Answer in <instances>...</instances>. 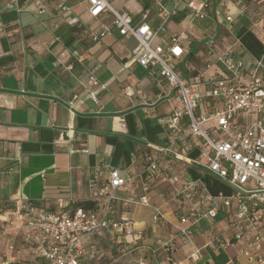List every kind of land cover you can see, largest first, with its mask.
<instances>
[{
	"label": "crops",
	"instance_id": "1",
	"mask_svg": "<svg viewBox=\"0 0 264 264\" xmlns=\"http://www.w3.org/2000/svg\"><path fill=\"white\" fill-rule=\"evenodd\" d=\"M9 1L0 0V204L9 199L16 205L17 200L26 199L57 209L58 198L69 203L86 200L91 195V173L97 171L104 180L112 168L134 176L126 188L117 189L118 196L137 197L147 187L150 198L163 204L161 195L166 188L151 179L143 167L155 152L151 147L167 143L164 121L175 102L158 98L168 89L162 77L132 61L135 39L113 31L92 41L88 27L95 28L100 19L88 16L86 0H17L18 10L7 7ZM108 1L135 21L149 9L148 22L156 26L157 2L170 0ZM218 15H230L232 20L217 23ZM74 16L83 24H68ZM180 31L187 32L188 41L177 64L183 63L186 69L194 67L199 53L205 56L209 37L219 49L230 47L233 59L249 64L264 52V0H212L204 19L193 18L183 6L169 21L165 37ZM192 43L197 52L188 60ZM90 74L98 80L97 85L90 84ZM90 92L95 100L89 97ZM147 98L157 100L149 105ZM178 145L184 156H197L198 147L188 131L181 134ZM168 163H173L182 177L200 174L211 190L220 186L197 167L174 160L172 154L162 155L159 165L163 168ZM163 206L170 215L173 201ZM146 208L150 209L147 216ZM117 210L116 217L126 215L136 222L140 237L133 239L113 230L94 232L83 240L87 251L84 264H137L140 259L164 264L168 255L160 258L158 249L163 247L157 240L169 239L159 233L167 227L151 224V207L118 205ZM11 211L0 213V220L13 219ZM149 228L156 232L154 238L147 237ZM13 234L25 248L13 254L12 243L1 245L0 263L38 264L35 247L42 235L36 230L34 241L29 243L20 234ZM171 237L172 243L176 237ZM193 238L197 244L204 242L198 234ZM178 240L183 257L191 245ZM152 242L158 246L152 247ZM216 253L219 261L225 258L224 253ZM232 253L231 248L225 251L228 259Z\"/></svg>",
	"mask_w": 264,
	"mask_h": 264
},
{
	"label": "built area",
	"instance_id": "2",
	"mask_svg": "<svg viewBox=\"0 0 264 264\" xmlns=\"http://www.w3.org/2000/svg\"><path fill=\"white\" fill-rule=\"evenodd\" d=\"M211 2L159 1V22L152 26L148 22L149 9L143 10L139 20L135 21L130 14L115 9L108 0H86L88 16L100 19L98 26L88 27L89 38L99 41L113 31L125 38H134L132 61L162 77L168 89H163L158 98H172L175 102L164 121L167 143L152 146L155 152L148 156L143 167L151 179L159 180L166 188L161 195L162 203L173 201L174 206L168 215L163 204H152L147 187L137 197L118 196L117 189L126 188L134 178L132 174L123 175L118 168H112L104 180L97 171L91 173L89 199L97 202L91 209H71L70 203L63 198L56 200V210L19 199L11 211L14 216L12 229L29 243L34 241L36 230L42 235V241L35 247L41 264H84L87 251L83 240L101 230L118 231L138 239L141 229L136 222L126 215L116 217L118 205L151 207L153 226L170 227L171 236L175 234L174 237L191 245L183 257L175 260L167 256L164 264H196L208 247L225 251L231 248L233 253L227 264H264L263 56L247 64L241 59H233L230 47L219 49L215 40L209 37L205 41L204 71L194 77H185L176 66L185 54L188 34L180 31L165 37L166 24L183 6L193 18L204 19ZM6 6L19 9L17 0H10ZM223 19L230 22L232 17L216 16L217 23H222ZM67 23L83 24L75 16ZM88 79L91 85L98 84L93 74ZM88 95L96 99L92 92ZM156 100L147 98L145 103L152 105ZM69 103L72 105L73 101ZM184 131H188L191 141L198 147L195 158L184 156L180 151L178 140ZM165 154L197 167L220 186L216 191L211 190L200 174L182 177L173 163L162 168L160 157ZM217 221L224 222L223 233L211 232ZM201 232L207 233V237L197 244L193 235ZM171 241L172 237L157 240L166 252ZM137 264L150 263L140 259Z\"/></svg>",
	"mask_w": 264,
	"mask_h": 264
},
{
	"label": "rangeland",
	"instance_id": "3",
	"mask_svg": "<svg viewBox=\"0 0 264 264\" xmlns=\"http://www.w3.org/2000/svg\"><path fill=\"white\" fill-rule=\"evenodd\" d=\"M159 22V21H158ZM169 24V22H168ZM168 24H166V28L168 27ZM192 36H189V39H191ZM205 56L202 55V53H199L198 57H197V61H194V67L191 68L189 67L188 69H186V74L188 76H195L196 74L204 71L205 69ZM248 64V63H247ZM177 69L178 70H182V65L181 63L177 64ZM201 110L204 111V107L201 106ZM224 189V187H223ZM151 203L152 204H156V202H154L152 200V197H151ZM13 206H15V202L13 200H6V201H3L1 204H0V209L2 210L1 213L4 212L5 209L7 210H10L12 208V210L14 209ZM173 206H174V202H173ZM144 208V207H142ZM128 212H131V209H127ZM150 212V209L146 208V213H145V216H147ZM135 216L137 217V213H135ZM147 218V217H146ZM11 220L12 218L9 217L8 220H0V246L3 245H7L8 244H11L12 243V246H13V254L18 251L19 249H23L25 248V245L23 244L24 242L20 239L19 236H14V230L12 229V224H11ZM160 228H157L156 230H158ZM224 230V222L223 221H217L215 222L213 225H212V229H211V232H214V233H223ZM149 232L147 234V237L148 238H152L154 236V234L156 232H152L151 228H149ZM168 232V233H166ZM171 228L170 227H167V228H161L159 233L161 234H166L168 235L169 238H171V236H169L171 234ZM173 236H175V234H172ZM199 237H201L202 239L201 240H205V238L207 237V233L205 232H201V234H198ZM154 238V237H153ZM179 238L176 237L174 238L173 242L169 245V250H167V252H164L163 251V248H159L158 249V252H162V255L160 256V258H163V256L165 255H168L170 257H173V259H178V258H181L180 256V247H181V244L180 242H178ZM153 244H151L152 247H157L158 246V243H155V242H152ZM221 252L222 254L224 253V256L225 258L222 260V261H219L217 258H216V252ZM0 254H2L0 252ZM121 254V252H120ZM146 257V256H145ZM5 258V257H4ZM228 260V256L225 254V251L223 249H218V250H214L212 249L211 247H208L204 250V255L203 257L196 263V264H223V263H226ZM42 260H38V263L41 264ZM126 263V262H125Z\"/></svg>",
	"mask_w": 264,
	"mask_h": 264
},
{
	"label": "trees",
	"instance_id": "4",
	"mask_svg": "<svg viewBox=\"0 0 264 264\" xmlns=\"http://www.w3.org/2000/svg\"><path fill=\"white\" fill-rule=\"evenodd\" d=\"M196 52H197V48L195 47V43H192L187 54H186V58L188 60H192L194 58ZM263 61H264V52H263ZM181 65H182L181 71L183 72L182 74H185V76H186V68L183 66V63H181ZM95 206H97V202L93 199H86V200L75 201V202L70 203L71 209H74L76 207H83V208L91 209V208H94ZM47 208L50 210H56L55 208H51L50 206H48ZM5 210H7V209H5ZM1 212H2V210L0 209V213Z\"/></svg>",
	"mask_w": 264,
	"mask_h": 264
}]
</instances>
